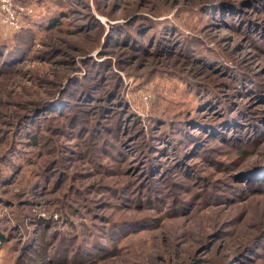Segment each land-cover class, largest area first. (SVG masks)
<instances>
[{
	"label": "rangeland",
	"instance_id": "rangeland-1",
	"mask_svg": "<svg viewBox=\"0 0 264 264\" xmlns=\"http://www.w3.org/2000/svg\"><path fill=\"white\" fill-rule=\"evenodd\" d=\"M0 232V264H264V0H0Z\"/></svg>",
	"mask_w": 264,
	"mask_h": 264
},
{
	"label": "trees",
	"instance_id": "trees-1",
	"mask_svg": "<svg viewBox=\"0 0 264 264\" xmlns=\"http://www.w3.org/2000/svg\"><path fill=\"white\" fill-rule=\"evenodd\" d=\"M17 35V39H16V41L14 42V47L15 48H18L21 44L23 45V46H27V43H29L28 42V40H26V36H25V34H23V33H17L16 34ZM16 42H18L17 43V46H16ZM17 51V50H16ZM11 59H18V56H17V53H16V55H13V56H7L6 58H5V63H7L9 60H11ZM5 239V236L3 235V233H1L0 232V241H3ZM41 264H47V263H44V261H43V263H41Z\"/></svg>",
	"mask_w": 264,
	"mask_h": 264
},
{
	"label": "built area",
	"instance_id": "built-area-1",
	"mask_svg": "<svg viewBox=\"0 0 264 264\" xmlns=\"http://www.w3.org/2000/svg\"><path fill=\"white\" fill-rule=\"evenodd\" d=\"M5 7V6H4ZM6 8V7H5ZM7 9V8H6ZM3 21H5L6 22V24H9V25H14L15 23H14V21H12L11 19H9V18H6V19H4Z\"/></svg>",
	"mask_w": 264,
	"mask_h": 264
}]
</instances>
